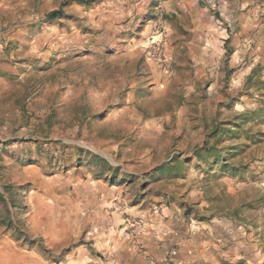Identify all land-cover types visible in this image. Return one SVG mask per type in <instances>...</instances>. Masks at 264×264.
I'll return each mask as SVG.
<instances>
[{
  "label": "rangeland",
  "instance_id": "374dc122",
  "mask_svg": "<svg viewBox=\"0 0 264 264\" xmlns=\"http://www.w3.org/2000/svg\"><path fill=\"white\" fill-rule=\"evenodd\" d=\"M85 1L0 0V264L105 262L92 247L94 259H71L103 233L64 220L74 206L99 211L84 193L98 179L126 201L104 206L125 225L142 228L127 211L141 206L150 223L164 217L170 239L183 223L233 226L262 248L264 61L251 56L239 87L223 69L212 86L209 72L189 69L188 50L178 54V18L158 11L174 22V56L162 45L150 56L137 34L148 14L132 25L130 0ZM171 243L164 263L179 264Z\"/></svg>",
  "mask_w": 264,
  "mask_h": 264
},
{
  "label": "crops",
  "instance_id": "0c3cea01",
  "mask_svg": "<svg viewBox=\"0 0 264 264\" xmlns=\"http://www.w3.org/2000/svg\"><path fill=\"white\" fill-rule=\"evenodd\" d=\"M130 1L138 8L137 14L132 18V25L136 24L134 19L145 18L146 14L151 19L144 29L140 28V33H137L138 44L145 46V52H148L150 47L151 56L152 42L160 41L162 47L167 46L164 53L169 50L170 58L174 56L175 48L171 43L177 33L174 22L171 20L169 23L165 22L168 32L166 28L164 31V25L157 14L160 11L167 17L178 18L180 29L178 54L183 56V50H188L184 57H187L188 65L191 63L189 69L209 72L212 86H218L219 71L223 69L226 77L231 76L232 86L239 87L246 78H250L251 71L256 67L257 61L254 65L249 64L251 56L259 55L256 59L264 61V0ZM214 5H217L216 9H213ZM139 26H136L135 30L138 31ZM161 29L164 32H161ZM191 49H194V52ZM226 49L229 50L228 54ZM159 56L161 57V54ZM88 182L89 186L84 193L88 199H97L99 211L84 212L80 206H74L72 220L68 221L66 218L64 220L75 229L80 225H87L103 234L88 235L93 243L78 248L71 259H80V262L94 259L87 250L88 247H92L97 253L107 254L105 262L100 259L102 264H165L164 252L170 241L176 242L179 248V264H264L262 219L256 221V229L262 231V248H259L258 240L252 239L253 234L247 237L243 229L233 226H226L222 231L217 226L211 229L200 225L198 231H195V227L183 223L180 237L173 236L170 239L171 232L174 231L168 224H164V217L150 223V209L130 206L127 208L129 214L146 219L141 229H132L133 233L137 234L134 235L129 233L132 230L125 225L126 216L123 213L114 211L109 214L108 211H104L107 202L115 208L118 202H126L122 196L99 179ZM163 214L166 216L165 210ZM182 237L185 240H182ZM199 238L203 240L201 244ZM228 245L229 247L224 249Z\"/></svg>",
  "mask_w": 264,
  "mask_h": 264
},
{
  "label": "built area",
  "instance_id": "2783aa9c",
  "mask_svg": "<svg viewBox=\"0 0 264 264\" xmlns=\"http://www.w3.org/2000/svg\"><path fill=\"white\" fill-rule=\"evenodd\" d=\"M216 7H217V5H214L213 9H216ZM161 32H164L163 29H161ZM151 49L155 53H160L161 52V42L160 41L152 42ZM135 221H136V219H133L132 221L127 222V225H129V228L139 230L141 225H140V223L135 222ZM175 256H176V253H174V252H168L167 253V257L169 258L168 260H170V261H173Z\"/></svg>",
  "mask_w": 264,
  "mask_h": 264
},
{
  "label": "trees",
  "instance_id": "16d2710c",
  "mask_svg": "<svg viewBox=\"0 0 264 264\" xmlns=\"http://www.w3.org/2000/svg\"><path fill=\"white\" fill-rule=\"evenodd\" d=\"M80 2L82 3V4H86L87 2H92V1H85V0H80ZM62 14V11H54V12H52V13H50L49 15H48V19H50V20H52V19H57L60 15Z\"/></svg>",
  "mask_w": 264,
  "mask_h": 264
}]
</instances>
